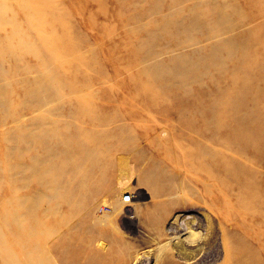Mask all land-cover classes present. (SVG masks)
<instances>
[{"label":"rangeland","instance_id":"obj_1","mask_svg":"<svg viewBox=\"0 0 264 264\" xmlns=\"http://www.w3.org/2000/svg\"><path fill=\"white\" fill-rule=\"evenodd\" d=\"M203 9L233 23L211 39L201 28L194 42L163 29ZM246 37V54L204 65L213 44ZM6 48L0 215L39 196L45 213L57 176L42 160L57 155L65 171L67 147L97 144L110 157L91 177L100 193L69 196L74 208L86 199L101 214L117 208L113 223L133 255L116 263L264 264V0H0ZM195 68L199 79L185 81ZM144 208L169 214L161 231Z\"/></svg>","mask_w":264,"mask_h":264},{"label":"bare ground","instance_id":"obj_2","mask_svg":"<svg viewBox=\"0 0 264 264\" xmlns=\"http://www.w3.org/2000/svg\"><path fill=\"white\" fill-rule=\"evenodd\" d=\"M151 10H155V7ZM167 20L169 24L164 25L163 29L168 32L174 30L173 32L179 31L189 35L193 38L192 42L196 37L193 34L201 31V28L207 29L208 37L211 39L217 30L233 23L229 15L218 12L206 14L204 9L190 14V17H186L185 22L181 18L176 21L175 18L169 17ZM21 45L23 44L19 42L14 47ZM248 46V37L239 43H226L223 48L222 42L218 41L212 47L222 48V50L211 49L210 56L203 58L204 65L210 66L211 57H213L214 63H217L221 56L231 55L234 51L241 50L243 54H246ZM2 54L8 55L10 52L7 48L0 49V55ZM177 65L181 66L182 64L178 63ZM197 65H201L200 60L197 61ZM184 67L187 68V66ZM200 74V68L190 69L183 73L182 78L185 81L188 78L199 79ZM164 86L168 87L166 84ZM39 90L46 95L48 93L45 89ZM67 138L70 143L71 137L67 136ZM107 153L108 150L97 144L87 143L77 148L67 147L68 157L63 154L62 160L72 161H67V170L70 169L69 166H73L72 169L75 170L73 177L77 181L73 184L65 180L64 176L67 170L64 171L65 167L61 166L57 155L52 156L50 162L45 158L42 160L43 167L49 163L53 169H56L57 177H55L56 181L53 180L55 183L53 194L46 200L51 207L46 208L45 213L40 212V208L36 207L43 200V196H39L35 198L34 203L26 208H19L13 212L6 211L3 216L0 215V264H128L126 261L116 263V256L124 253L126 257L133 255L130 241L121 237L122 234L118 226L113 223L114 217L112 216H115L114 211L117 208H109L112 210L110 213L101 214L100 208H91L87 199L83 208H74L73 200L69 196L74 190L82 187L88 188L90 194L100 193L101 186L99 184L95 190L91 189V177L97 173L100 174L101 170V175H104L103 171L109 167L108 162L110 163ZM84 163L92 164L82 167ZM78 168L84 169L81 171ZM143 215L149 226H156V231H161L169 214L156 212L153 208L150 211L144 208ZM166 234L167 232L164 233L163 239H160L157 248L168 242L165 238Z\"/></svg>","mask_w":264,"mask_h":264}]
</instances>
